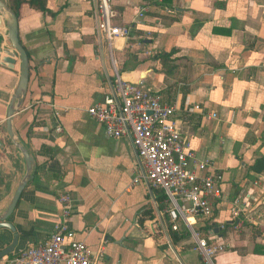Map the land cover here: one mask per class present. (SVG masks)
Returning <instances> with one entry per match:
<instances>
[{
    "label": "crops",
    "instance_id": "crops-1",
    "mask_svg": "<svg viewBox=\"0 0 264 264\" xmlns=\"http://www.w3.org/2000/svg\"><path fill=\"white\" fill-rule=\"evenodd\" d=\"M45 1L51 14L24 4L18 19L30 81L12 124L34 170L9 219L17 247L0 264L51 237L64 218L63 194L74 240L104 249L95 264H207L191 230L172 229L165 195L151 187L132 140L108 138L87 112L112 93L117 75L174 107L197 160L221 178L213 218L193 220L202 238L223 246L213 264H264L254 252L264 247V0H112L114 24L131 30L113 46L98 32V0ZM0 50L15 52L1 15ZM20 75L19 58L0 64V215L26 176L7 131ZM13 242L0 229V252Z\"/></svg>",
    "mask_w": 264,
    "mask_h": 264
},
{
    "label": "built area",
    "instance_id": "built-area-1",
    "mask_svg": "<svg viewBox=\"0 0 264 264\" xmlns=\"http://www.w3.org/2000/svg\"><path fill=\"white\" fill-rule=\"evenodd\" d=\"M98 2L101 38L110 46L116 39L129 38L130 28L114 24L116 13L112 0ZM139 16L142 18L143 13ZM87 112L103 127L108 138L132 140L151 187L165 195L172 229L178 231L179 223H183L191 230L203 260L213 264L214 256L223 251V246H214L202 238L194 229L193 220L213 218L214 200L220 198L221 178L211 171L210 161L197 160L190 140L178 128L175 108L160 96L117 75L112 93ZM212 117L216 119L217 115ZM59 201L64 208L63 221L44 244L30 245L15 254L14 264H95L103 257L104 249L94 253L85 243L74 240L68 226L70 197L63 194ZM231 214L237 220L242 212L235 206Z\"/></svg>",
    "mask_w": 264,
    "mask_h": 264
},
{
    "label": "water",
    "instance_id": "water-1",
    "mask_svg": "<svg viewBox=\"0 0 264 264\" xmlns=\"http://www.w3.org/2000/svg\"><path fill=\"white\" fill-rule=\"evenodd\" d=\"M0 15L6 25L8 38L11 42L12 48L15 51L2 52L0 50V64L15 65L17 62V58H19L21 63V75L19 84L16 89L14 98L10 104L7 115V131L13 145L21 152L26 164V176L23 182L19 185L18 189L16 190L14 197L5 213L3 215H0V229H9L14 233V242L12 243V245L0 252L1 260L5 257L12 255L18 244L19 236L16 233L15 227L11 223H9V219L14 214L21 198V195L23 194L29 181H31L33 177L34 159L30 155L29 151L22 147L16 141L12 124L15 114L22 107L28 92V86L30 81V59L25 48L22 46L19 38L18 19L16 15L12 12V10L9 8L8 4L3 0H0Z\"/></svg>",
    "mask_w": 264,
    "mask_h": 264
},
{
    "label": "trees",
    "instance_id": "trees-1",
    "mask_svg": "<svg viewBox=\"0 0 264 264\" xmlns=\"http://www.w3.org/2000/svg\"><path fill=\"white\" fill-rule=\"evenodd\" d=\"M166 1V0H165ZM7 4L9 8L12 10V12L16 15L17 19H19L20 14H21V8L24 4H29L32 8L39 10L43 14H51V12L47 9V4L45 0H7ZM170 55H160L157 57L162 64L166 67L168 66L171 61H170ZM165 199V196L160 198V201H163ZM210 219H205L206 221H210ZM248 227V226H247ZM215 229L216 225H210L208 227V234H215ZM227 231V230H226ZM226 231H224V234H226ZM181 236L180 238H182ZM175 241L178 240L177 237H174ZM255 254L257 255H264V247L256 246L254 250Z\"/></svg>",
    "mask_w": 264,
    "mask_h": 264
}]
</instances>
